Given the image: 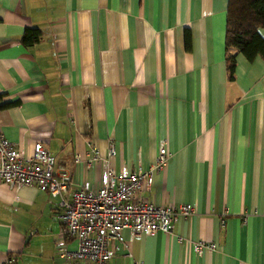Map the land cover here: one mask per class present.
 I'll use <instances>...</instances> for the list:
<instances>
[{"label":"crops","instance_id":"0c3cea01","mask_svg":"<svg viewBox=\"0 0 264 264\" xmlns=\"http://www.w3.org/2000/svg\"><path fill=\"white\" fill-rule=\"evenodd\" d=\"M227 1L0 0L3 136L27 157L41 143L70 177L64 196L99 185L89 144L131 173L163 142L167 164L141 196L193 208L172 234L124 229L108 264H264V61L237 54L229 78ZM32 28L38 42L22 45ZM59 199L0 185V264H61Z\"/></svg>","mask_w":264,"mask_h":264},{"label":"built area","instance_id":"2783aa9c","mask_svg":"<svg viewBox=\"0 0 264 264\" xmlns=\"http://www.w3.org/2000/svg\"><path fill=\"white\" fill-rule=\"evenodd\" d=\"M91 156L83 160L86 169L96 163L100 169L99 185L93 188L88 181L64 196L70 177L66 172L54 174L53 155L39 142L32 146L27 157L15 148L0 128V185L14 191L21 187H35L51 197H60L58 219L62 231L55 239L54 257L61 264H108L121 247L128 249L122 231H130L131 239L151 237L156 233L172 234L179 217H188L193 208L189 204L161 206L141 196L152 186L154 175L162 172L168 161L165 143H160L155 161L145 170L115 173L109 165L114 155L110 146L106 157H100L89 144ZM76 156L75 162L80 161ZM130 239V241H131ZM75 242L76 248L68 245ZM213 245L197 243L196 253ZM1 264H15L7 257Z\"/></svg>","mask_w":264,"mask_h":264},{"label":"trees","instance_id":"16d2710c","mask_svg":"<svg viewBox=\"0 0 264 264\" xmlns=\"http://www.w3.org/2000/svg\"><path fill=\"white\" fill-rule=\"evenodd\" d=\"M40 31L27 29L20 43L30 46L38 42ZM225 64L232 78L237 54L252 61H264V0H228L224 20ZM10 104H4L7 107Z\"/></svg>","mask_w":264,"mask_h":264}]
</instances>
